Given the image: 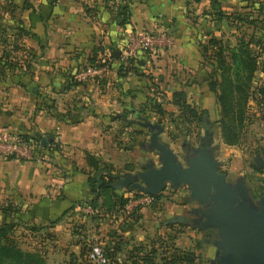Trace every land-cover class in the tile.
<instances>
[{
	"label": "crops",
	"instance_id": "crops-1",
	"mask_svg": "<svg viewBox=\"0 0 264 264\" xmlns=\"http://www.w3.org/2000/svg\"><path fill=\"white\" fill-rule=\"evenodd\" d=\"M28 1L30 7L18 9L24 27L32 33L25 36L26 42L34 50L28 59L29 72L20 71L19 77L7 75L0 80V131L32 134L37 139L44 138L46 143L52 141L54 148L41 149V160L0 155V224L14 223L11 234L15 228L21 227L24 232L28 230L27 226H34L37 229L32 234H38L42 240L47 239L42 237L44 231L52 235L61 233L72 243L69 252L77 254L80 244L76 243L75 233H71L69 227L70 221L75 222L80 217L73 212L69 218L65 210L72 203L84 202L91 196L83 172L87 170L83 153L94 154L122 176L158 167L157 151L147 147L151 130L142 124L156 123L155 114L147 108L156 91L163 95L164 101H159L163 109L175 116L178 110L168 101L170 93L183 90L190 105L204 109L208 114L202 119L206 130L208 120L218 117V106L215 93L207 86L211 65L202 59L199 42L208 37L207 33L218 34L223 23L231 24L225 19L209 18V0ZM217 1L223 12L246 9L245 0ZM119 4L127 7L123 23H119L117 15ZM141 30L152 33L165 30L172 36V45L149 51L135 49L126 56L127 32ZM97 46L102 47L96 54L99 63L95 65L97 73L83 80L74 79V74L88 65L86 57ZM124 57L130 59L135 70L119 75L117 66ZM100 58L104 61L100 62ZM69 76L80 83L63 90ZM49 99H52L53 108L46 111L40 103L48 104ZM139 107L144 110L136 117ZM65 109L71 113L72 119L78 117L79 120L69 122L59 116L57 118L56 113ZM124 112L133 117L132 124L140 130L136 134L130 133L138 139L134 148H131V143L127 148L120 146L122 134H127L118 130ZM165 120L161 119L167 123ZM162 122L157 123L160 125L156 135L159 142L165 128ZM128 127L124 128L129 130ZM218 136L221 145H236L222 143L219 127ZM165 145L176 157L173 149ZM135 149H141L150 158L133 168L129 164V156ZM154 155L157 164L153 161ZM120 165L122 168L117 169ZM222 173L228 183L233 185L239 181L249 192L250 187L245 185L243 175L234 177L229 172ZM137 181L143 184L139 178ZM166 185L178 194L168 197V200L158 199L160 208L140 206L137 221L125 216L98 221L81 218L80 222H90L85 230V239L103 243L106 235L98 237L95 229L99 230L104 225L116 227V234L122 238L121 252L125 253L154 233L164 234L163 228L174 234L175 246L194 251L196 258L192 264H199L202 255L205 257L201 261L210 264L220 250L213 244L217 239L215 230L200 226L203 217L199 213L207 208V204L191 199L186 184L172 186L166 181L164 188L157 193L162 194ZM183 187L187 192L182 191ZM117 190L124 197L129 191H135L124 187ZM4 207L7 208L5 211ZM171 217L177 221H169ZM55 218L57 220L49 225V220ZM192 220H199V223L194 224L190 222ZM166 223L172 226L165 227ZM183 224H186L184 228H178ZM187 225L191 227L187 229ZM87 249L83 244V257ZM210 252L212 254L207 257ZM157 260L154 258L150 264H156Z\"/></svg>",
	"mask_w": 264,
	"mask_h": 264
},
{
	"label": "trees",
	"instance_id": "trees-1",
	"mask_svg": "<svg viewBox=\"0 0 264 264\" xmlns=\"http://www.w3.org/2000/svg\"><path fill=\"white\" fill-rule=\"evenodd\" d=\"M49 1L52 2L53 0ZM6 2L13 4L14 1L6 0ZM209 2L210 10H208V14L211 20L225 19L236 29L240 27H244V29L251 27L249 32L244 33L242 30L234 45L231 47L225 45L219 37H215L210 33H207L208 37L206 38V42L202 43V45L200 44L202 59L206 62L207 58L209 61L207 63L211 65L208 72L207 86L209 90L215 93V100L218 106L216 123L219 127L221 141L224 144L237 145L241 141L243 128L248 123L247 104L249 98L254 100L256 108L260 109L262 106L264 107V81L259 80L254 85H252L251 81L255 70L264 71V60L258 59L259 51L264 50V47L259 45L261 38L259 39L255 35V28H257L255 24H260L263 22L262 18H264L263 15V17L258 18L257 11L261 9L264 13V2L253 5V2L249 1L244 5L245 10H231L229 12H223L217 0H209ZM16 6L23 9L30 7V4L28 0H21ZM252 12H256L257 15H253ZM117 15L120 18L119 23H123L127 16V7L125 4L117 5ZM16 23L15 25H7L6 27L14 28V34L18 37L32 35L31 31L22 25L21 20L16 21ZM1 42L4 41L2 40ZM254 46L263 49H254ZM101 49L102 47L97 46L90 51L86 57V63L88 65H99L96 61V54ZM7 54L5 52L0 53V70L4 68L11 70L22 66L23 72H29L30 64L28 60H25L24 63L23 61L19 62L18 59L13 56L8 57ZM134 70L135 65L131 64L130 59L127 57L121 59L120 64L117 66L119 75H123L124 72L128 71L133 72ZM78 83L80 82L74 79L72 80L71 76H69L62 89L65 90L68 86ZM168 101L177 107L178 113L175 116L172 113H167L161 106V103L155 102L153 98L148 102L147 108L155 114L157 123H161L162 118H166V121L171 123L178 121V123L183 124L186 132L193 121L197 124L202 123L205 110L195 109L194 106L190 105L186 100L183 90L171 91ZM40 106L46 111H49L53 108L52 99H49L48 104L42 101ZM142 110H144L142 107L136 110L138 112L136 117H139V113ZM124 115L125 112L122 113L121 118ZM58 116L69 122L79 120L78 117L72 119L68 109L60 113L57 112L56 117L59 118ZM126 125L132 126L133 124L129 123ZM139 132L140 130L136 127H131L130 133L136 134ZM19 135L34 141L38 140L32 134L19 133ZM46 148L53 149V142L48 141V143L41 146V149ZM83 158L87 167V170L83 172L86 174L88 191L91 196L84 202L76 201L72 203L65 212L72 214L75 212V204L87 203L98 210L95 214L88 215L89 220L98 221L106 213L117 214L118 209L123 206L127 199L116 188V185L120 183V177L122 175L113 172L110 164L100 160L92 153L84 152ZM151 197L153 201L165 199L161 193L153 194ZM138 208H133L125 216L137 221L139 217ZM6 209V207L3 208L4 211ZM56 220L57 218L49 220V225L53 224ZM72 221L70 222L69 228L71 233L76 234V236L74 234V237L75 241L77 240L76 243L80 244L79 251L77 254L70 252L69 258L60 264H84L82 256L84 252V241L77 236L83 226ZM13 224H0V264H53L45 259L41 248L28 250L17 245L11 234ZM171 226L172 224L170 223L165 224V227ZM26 228L33 232L37 229L34 226H27ZM116 232V227H109L105 234L106 238L101 245L112 264H127L126 260L129 261V264H150L154 262V258L156 257L158 259L156 264H192L195 261L196 255L193 250L174 245V234L171 232H166V234L154 233L146 241L133 245L125 253L121 252L120 244L122 238ZM51 236L52 234L50 232L44 231L42 237L50 238ZM118 255H122L121 263L115 262L116 256Z\"/></svg>",
	"mask_w": 264,
	"mask_h": 264
},
{
	"label": "rangeland",
	"instance_id": "rangeland-1",
	"mask_svg": "<svg viewBox=\"0 0 264 264\" xmlns=\"http://www.w3.org/2000/svg\"><path fill=\"white\" fill-rule=\"evenodd\" d=\"M13 1V4H9L6 2V0H0V53H8V57L13 56L14 58L18 59L19 62L23 61L24 63L25 60H28L30 58L31 50L34 49L28 45L25 36L18 37L14 34V28L6 27L7 25H15L17 24L16 21H20L19 9L16 6L17 4H19V0ZM249 1L253 2V5L258 4L259 2H264V0H245L246 3H248ZM252 14L255 16L258 14V18L264 16V13L261 11V9L257 11V14L256 12H252ZM191 18L195 19L194 16H191ZM262 21L263 22H261L260 24H255L257 26V28H255V35H257L259 39L261 38L259 45H262L264 47V18H262ZM250 29L251 27H248L247 29H244V27L236 29L232 25L223 23V25H220L219 27L220 32L218 34L216 33L215 37H219L222 40V43L231 47L234 45L237 37L240 35L242 30L245 33L249 32ZM2 40L4 42H1ZM205 42L206 38L204 37L203 42H199V45H202V43ZM254 47V49L258 50L263 49L261 47L258 48V46ZM7 56L6 58H8ZM258 59L264 60V50L259 51ZM206 62H209L207 58ZM21 67L11 70L7 68L1 69L0 80H4L7 75H11L12 77H19V71H23V67ZM259 80L264 81V71L255 70L251 80L252 85L257 83ZM159 100H161L162 102L164 101L163 95L160 96ZM247 114L248 123L244 126L241 141L237 145L225 146L223 144H220V139L218 136V126L216 123L217 118L212 121L208 120V128H206V130L204 124L202 125L201 122L197 124L195 121H193L189 125V128H187V132L186 129L183 128V124L178 123V121L176 123H173L172 125L165 120L167 123L163 122L165 128L163 129L164 132L160 134L159 140L162 143L168 144V146L173 149L176 154V160L180 165H185L190 156H193L196 153L195 150L201 147L200 143L203 142L204 147L207 148L208 152L211 154L215 162V168L217 170L221 172H229L234 177L237 175H243L245 185H248L250 187L249 192L244 195V201L247 200L246 202H249L252 208H256L257 199L260 195L264 194V166L262 163L259 164L258 162V160L261 161V159L263 158L262 152L264 151V107L262 106V108L260 109L256 108L254 100L249 98L247 104ZM207 115L205 113L203 116ZM132 119V116L125 113L123 118H121L120 125L118 126V130L127 132V134H122L121 140L119 141L120 146H124L126 148L130 143L132 147H129L134 148L138 140L135 137L130 136L129 134L131 131V127L136 126L126 125L129 123L131 124ZM127 126H129V130H126L124 128ZM129 158V164H131L133 168H135L145 163L147 159L150 158V156H147V153L144 154L141 149H135L133 151V154L129 156ZM153 161L155 164L158 163L156 161L155 155L153 156ZM121 168V165L117 167V169ZM232 176L230 178L231 180H233ZM184 190L187 192V188L183 187L182 191ZM177 194V192H174L167 186L163 190V193L161 195L166 200H168V197L173 195L176 196ZM145 206L160 208V205H158V202L156 200ZM70 215L71 214L68 215L69 218L71 217ZM162 217L163 216H161V218ZM80 220L81 218H79V220L76 219L75 222L83 226L82 228H85V230L88 229V225L90 222L84 221L80 223ZM185 225L186 224H183L182 226L179 225L178 228H184ZM187 226V229L191 227V225ZM107 229L108 226L106 225L102 226L99 230L95 229L96 235L98 237H103V234H106ZM196 230L197 229H195V233ZM161 231H163L165 234L167 232L163 228H161ZM32 233L33 231L31 230H24L23 232V229H21V227H18L15 228L14 233H12V237L15 243L23 249L31 250L32 248H41L43 250L45 259L50 263L60 264L64 260L69 258V251H71L70 249H72V243L67 241L68 239H65L64 235L59 233L52 235V237L50 238L42 240L38 234ZM211 254L212 253L210 252L207 257H209V255ZM204 257L205 256L202 255L201 260ZM201 260H199V264H206V262L204 263V261Z\"/></svg>",
	"mask_w": 264,
	"mask_h": 264
},
{
	"label": "water",
	"instance_id": "water-1",
	"mask_svg": "<svg viewBox=\"0 0 264 264\" xmlns=\"http://www.w3.org/2000/svg\"><path fill=\"white\" fill-rule=\"evenodd\" d=\"M142 124L151 130L147 147L157 151L160 164L156 168L148 167L122 176L116 188L153 195L164 188L166 181L172 186L186 184L191 199L207 204V208L199 213L203 217L200 226L213 228L217 235L213 244L220 252L210 264H264V194L257 199L256 208H252L247 200L244 201L247 188L239 181L231 185L225 180L224 173L215 170V162L203 142L181 166L174 153L158 141L156 135L160 125ZM39 142L42 145L46 143L44 138ZM262 156L264 166V153ZM138 178L143 184L137 181ZM169 221L177 220L171 217Z\"/></svg>",
	"mask_w": 264,
	"mask_h": 264
},
{
	"label": "built area",
	"instance_id": "built-area-1",
	"mask_svg": "<svg viewBox=\"0 0 264 264\" xmlns=\"http://www.w3.org/2000/svg\"><path fill=\"white\" fill-rule=\"evenodd\" d=\"M172 36L165 30L152 33L145 30L141 31H128L125 39L124 54H129L135 49L140 50H153L158 47H170L172 45ZM103 62L104 59H99ZM98 69L94 65H87L83 69L77 71L73 78L78 80H83L88 76H93L97 73ZM162 93L160 91L155 92L154 100L159 102ZM41 146L39 139L34 141L30 138H23L15 131H0V155L7 157L12 156L19 159H29V160H41L43 158V153H41ZM125 203L121 208L118 209L117 214L106 213L103 218H116L124 217L133 208L147 205L153 202V198L150 194L140 192V191H129ZM75 213L81 218L84 216L88 218V215L95 214L98 210L87 203L75 204ZM81 213V214H79ZM127 217V216H125ZM102 219V218H101ZM85 228H81L78 233V237L84 241L86 245L87 253L83 257L84 264H112L109 258L106 256L104 250L102 249V243L98 240H92L90 238L85 239ZM76 236V235H75ZM122 257L120 255L116 256L115 262L121 263Z\"/></svg>",
	"mask_w": 264,
	"mask_h": 264
},
{
	"label": "flooded vegetation",
	"instance_id": "flooded-vegetation-1",
	"mask_svg": "<svg viewBox=\"0 0 264 264\" xmlns=\"http://www.w3.org/2000/svg\"><path fill=\"white\" fill-rule=\"evenodd\" d=\"M185 151H186V149H185ZM258 162H259V164L261 163L260 160H258ZM190 222H193L194 224H198V223H199V220H192V221H190Z\"/></svg>",
	"mask_w": 264,
	"mask_h": 264
}]
</instances>
